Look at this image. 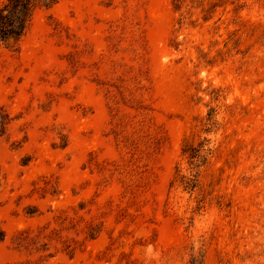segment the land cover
Wrapping results in <instances>:
<instances>
[{"label":"rangeland","instance_id":"1","mask_svg":"<svg viewBox=\"0 0 264 264\" xmlns=\"http://www.w3.org/2000/svg\"><path fill=\"white\" fill-rule=\"evenodd\" d=\"M198 1L61 0L0 43V264H264V0Z\"/></svg>","mask_w":264,"mask_h":264},{"label":"trees","instance_id":"2","mask_svg":"<svg viewBox=\"0 0 264 264\" xmlns=\"http://www.w3.org/2000/svg\"><path fill=\"white\" fill-rule=\"evenodd\" d=\"M61 0H0V43L9 48L18 49L23 38L28 33L37 11L49 10L60 3ZM187 2L199 5L198 0H171L175 12H180ZM10 124V117L0 107V137L4 136ZM63 147V146H61ZM183 158L195 171L191 178L179 176L180 181L187 190L193 191L197 187L199 169L208 163L207 154H212L203 143L197 146L184 147ZM194 264H201L200 258H195Z\"/></svg>","mask_w":264,"mask_h":264}]
</instances>
